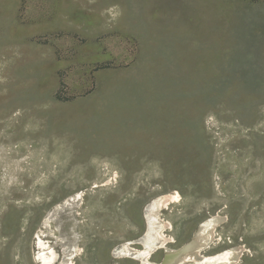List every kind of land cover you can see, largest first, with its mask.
<instances>
[{"label":"rangeland","instance_id":"obj_1","mask_svg":"<svg viewBox=\"0 0 264 264\" xmlns=\"http://www.w3.org/2000/svg\"><path fill=\"white\" fill-rule=\"evenodd\" d=\"M175 191L173 246L220 212L264 264V0H0V264H140Z\"/></svg>","mask_w":264,"mask_h":264},{"label":"bare ground","instance_id":"obj_2","mask_svg":"<svg viewBox=\"0 0 264 264\" xmlns=\"http://www.w3.org/2000/svg\"><path fill=\"white\" fill-rule=\"evenodd\" d=\"M81 196L79 194L75 197L82 200ZM181 199L180 192L175 191L161 194L151 201L146 210L149 227L142 237L141 248L134 246L133 241H125L113 249L114 257L137 259L140 264H240L248 251L244 244L232 243L212 252L215 245L222 243L223 237L219 235V229L230 221L229 215L220 212L201 220L188 241L180 246H173L177 243L176 237L168 233V230L173 228V223L168 219H160L158 224L154 225L153 221L173 204L180 203ZM52 214L53 210L47 214L42 228L47 226V219ZM194 232L196 235L192 238ZM37 236L36 244L40 252L35 259L41 264H67L58 261L59 255L54 249L55 241L51 245L50 242L42 240L40 233ZM160 253H163L162 260H155V255ZM74 255L70 258L73 259Z\"/></svg>","mask_w":264,"mask_h":264},{"label":"water","instance_id":"obj_3","mask_svg":"<svg viewBox=\"0 0 264 264\" xmlns=\"http://www.w3.org/2000/svg\"><path fill=\"white\" fill-rule=\"evenodd\" d=\"M195 235H196V233L194 232V234H193L192 238H193Z\"/></svg>","mask_w":264,"mask_h":264}]
</instances>
